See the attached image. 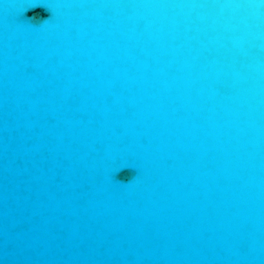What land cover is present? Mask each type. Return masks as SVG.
Segmentation results:
<instances>
[{
  "label": "water",
  "instance_id": "obj_1",
  "mask_svg": "<svg viewBox=\"0 0 264 264\" xmlns=\"http://www.w3.org/2000/svg\"><path fill=\"white\" fill-rule=\"evenodd\" d=\"M0 264H264V0H0Z\"/></svg>",
  "mask_w": 264,
  "mask_h": 264
}]
</instances>
